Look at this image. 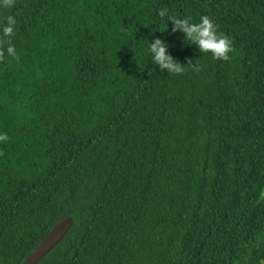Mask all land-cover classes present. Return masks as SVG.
I'll return each instance as SVG.
<instances>
[{
  "label": "trees",
  "instance_id": "trees-1",
  "mask_svg": "<svg viewBox=\"0 0 264 264\" xmlns=\"http://www.w3.org/2000/svg\"><path fill=\"white\" fill-rule=\"evenodd\" d=\"M209 16L228 61L158 11ZM0 44V264H264V0H12ZM165 30L163 32L159 31ZM185 64L167 74L148 40Z\"/></svg>",
  "mask_w": 264,
  "mask_h": 264
},
{
  "label": "clouds",
  "instance_id": "clouds-1",
  "mask_svg": "<svg viewBox=\"0 0 264 264\" xmlns=\"http://www.w3.org/2000/svg\"><path fill=\"white\" fill-rule=\"evenodd\" d=\"M0 3L7 7L11 5L12 0H0ZM158 16L161 22L166 24L165 30L171 22V31L182 34L181 38L185 45H195L199 53H210L217 60L228 61L230 59V53L233 52L232 40L217 30V26L209 16L202 15L197 22H194L190 16L170 15L165 7L159 9ZM15 23V19L8 16L6 23L2 26V35H0V44L6 45V53L12 58L17 55L14 46L11 44V39L15 35ZM157 29L161 32L165 31ZM147 40V53L152 64L159 70L167 72V74H181L185 71V64H191L195 71L200 70L195 62L181 63L176 57L169 54L166 50L167 42L163 38L156 37ZM7 140L8 136L6 134H0V142H6Z\"/></svg>",
  "mask_w": 264,
  "mask_h": 264
},
{
  "label": "water",
  "instance_id": "water-1",
  "mask_svg": "<svg viewBox=\"0 0 264 264\" xmlns=\"http://www.w3.org/2000/svg\"><path fill=\"white\" fill-rule=\"evenodd\" d=\"M74 223L75 220L71 216L60 219L35 246L22 264H38L64 239Z\"/></svg>",
  "mask_w": 264,
  "mask_h": 264
}]
</instances>
